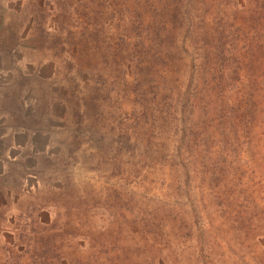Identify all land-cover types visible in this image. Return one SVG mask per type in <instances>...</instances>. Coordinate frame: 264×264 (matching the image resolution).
<instances>
[{
	"label": "rangeland",
	"instance_id": "374dc122",
	"mask_svg": "<svg viewBox=\"0 0 264 264\" xmlns=\"http://www.w3.org/2000/svg\"><path fill=\"white\" fill-rule=\"evenodd\" d=\"M0 0V264H264V5Z\"/></svg>",
	"mask_w": 264,
	"mask_h": 264
},
{
	"label": "trees",
	"instance_id": "16d2710c",
	"mask_svg": "<svg viewBox=\"0 0 264 264\" xmlns=\"http://www.w3.org/2000/svg\"><path fill=\"white\" fill-rule=\"evenodd\" d=\"M261 4L264 5V0H258V7H260Z\"/></svg>",
	"mask_w": 264,
	"mask_h": 264
}]
</instances>
